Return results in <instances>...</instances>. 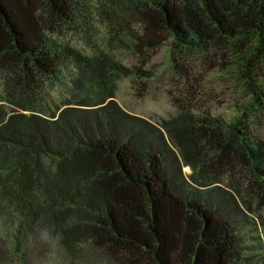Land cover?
I'll return each instance as SVG.
<instances>
[{
    "label": "trees",
    "instance_id": "obj_1",
    "mask_svg": "<svg viewBox=\"0 0 264 264\" xmlns=\"http://www.w3.org/2000/svg\"><path fill=\"white\" fill-rule=\"evenodd\" d=\"M169 39L231 53L237 115L180 104L155 124L120 106L130 70L111 52ZM65 81L55 107L47 87ZM263 129L264 0H0V214L19 253L47 227L73 258L92 244L122 264H264Z\"/></svg>",
    "mask_w": 264,
    "mask_h": 264
},
{
    "label": "rangeland",
    "instance_id": "obj_2",
    "mask_svg": "<svg viewBox=\"0 0 264 264\" xmlns=\"http://www.w3.org/2000/svg\"><path fill=\"white\" fill-rule=\"evenodd\" d=\"M106 35L112 37L107 28L101 36ZM66 38L76 47L90 52L91 41H88L87 35L73 31ZM96 41L102 44L97 37ZM111 53L130 70L122 73L117 81L116 101L127 112L152 123L158 124L178 114L180 104L232 119L241 103L248 101L238 75L229 67L231 53L224 50H186L184 56L173 51L172 40L169 39L145 54L124 48L114 49ZM173 57L179 63L177 73L174 72ZM136 67L144 73L135 74ZM181 67L194 69L193 82L183 79L184 70ZM47 88L55 107L63 105L62 102L70 96L66 81L50 83ZM184 171L192 173L189 166ZM14 232V226L9 225L0 214V264H122L116 259L111 260L102 249L92 244L83 245L79 256L73 258L64 249L60 235H52L47 227H38L31 239H26L24 253H19Z\"/></svg>",
    "mask_w": 264,
    "mask_h": 264
}]
</instances>
